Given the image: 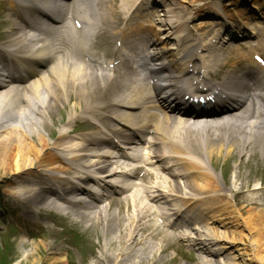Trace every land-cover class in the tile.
<instances>
[{"label":"bare ground","instance_id":"1","mask_svg":"<svg viewBox=\"0 0 264 264\" xmlns=\"http://www.w3.org/2000/svg\"><path fill=\"white\" fill-rule=\"evenodd\" d=\"M5 1L16 18L9 23V38L0 46V180L6 182L1 188L3 196L16 205V210L30 217L69 215L70 208L62 203L63 198L75 199L66 198V194H85L74 186V181H94L92 174L96 173L105 174V179L133 174L134 169L122 172L117 161L97 153L107 143L97 137L99 127L103 125L109 132L121 134L119 137L126 131L119 132L125 128L123 125L131 126L138 135L152 130L151 147L158 149L148 157L147 166L153 160L161 164L156 169L163 174L148 168L145 176L152 183L141 187L143 191L134 190L135 185L115 184L121 188L117 192L124 194L123 199L110 200L107 206L91 205L81 199L76 203L79 210H84L76 216L105 234L98 247L99 255H93V264H156L173 237L166 231H153L155 228L147 223L153 214L154 219L161 217L163 224L174 227L173 230L200 224L193 228L194 235L176 233L177 239L185 241L189 248L188 264H264V189L249 199L240 173H236L230 185L220 187L204 166L206 161L222 155L229 157L235 147L241 155L254 157L255 152L264 153V110L256 107L252 97L248 107H241L242 99L233 94L236 101L227 97L223 111L218 109L215 114L221 113L222 117L201 122L183 111L184 103L178 98V87L184 85L191 67L192 76L198 79L201 75L206 77V71L215 73L240 61L244 66H253V53L264 56V28L260 22L264 21V1L254 0L248 10L240 6L241 0L226 5L214 0L210 9L208 2L189 0L192 13L183 5L186 0H119L117 6L114 0H74L71 17L83 24L79 30L71 24L68 27L67 10L62 9L64 5L58 0ZM230 6L233 8L228 10ZM41 9L50 13L44 15L49 25L38 29L26 24L31 19L38 25L30 12ZM204 9L206 20L199 29L216 23L225 30L221 35L218 29L211 38L215 43L210 42L208 47L200 36L195 39L183 34L188 23L197 15L200 17ZM114 13L124 22L123 28L114 26ZM236 27L237 35L241 33L247 44L246 51L241 47L229 51L233 43L226 42L224 36H230L228 30L235 32ZM143 28L145 31H139ZM102 31L114 41L116 57L110 61L101 60L90 49ZM256 35L257 42L250 44L248 40ZM203 46L206 52H214V58L195 55ZM197 56L202 67H193ZM115 60H121V71L126 69L120 82L102 73ZM141 66H151L160 76L158 89L152 90L143 80ZM258 68L264 69V65ZM112 80L115 81L110 99L87 100L98 87L101 89ZM255 85L261 93L264 91L263 72ZM72 93L78 100L75 109L83 101L81 111L100 126L81 136L82 142L67 139L69 131L60 133L57 143L50 144L43 134H51V127L58 123L54 121V112L66 106ZM261 93L255 91V100ZM74 118V113L69 114V120ZM186 152L191 156L186 157ZM90 156H96V160H90ZM164 161L168 162L163 164ZM179 178L184 180L182 186ZM189 192L202 199L192 202V198L183 197ZM179 201H183L181 207ZM122 202L126 206L124 216L120 210ZM114 203L119 207L116 214L111 213ZM20 204L23 209L17 207ZM176 214L182 219L172 225ZM232 227L256 228V237L262 241L257 240L249 248L243 236L229 230ZM40 249L44 250L48 264L66 262L64 256L52 253L44 242L32 241L24 255L27 264H47ZM249 251L252 257L244 259ZM46 252L52 256H46Z\"/></svg>","mask_w":264,"mask_h":264},{"label":"rangeland","instance_id":"2","mask_svg":"<svg viewBox=\"0 0 264 264\" xmlns=\"http://www.w3.org/2000/svg\"><path fill=\"white\" fill-rule=\"evenodd\" d=\"M228 1L229 0H226L225 3H227ZM235 1L236 0H230L229 3H233ZM251 1L252 0H242L240 6L244 7L247 3L251 5ZM185 2H189V0H186ZM184 4L186 3H183V5ZM6 5L4 3L0 4V43H2V40H6L5 36L9 34L10 29L8 25L6 26L7 17L9 14V11L6 9ZM117 18L119 21L117 22V24H115L116 27L123 26L122 20L119 17ZM196 22L198 23L195 25V27L199 24L198 19L193 23ZM8 38L9 36H7V39ZM97 40H99L98 45L90 46L93 51L97 55H101L104 59H110L114 57V45L112 40L110 39V36L107 34H103L102 36L98 37ZM111 87V83H109V86L105 90L104 87L101 89L100 87H98V90L95 91L93 95L94 97H92L90 101L94 98L98 99L97 97L107 96L108 98V94H110L109 92H111L112 90ZM77 102L78 100L75 99V94L72 93L69 96V101L67 102L66 106L54 112V121L58 120V123H55L54 127H51V134L42 133L48 143L51 144L55 141L57 142L58 132L56 133V130L58 128L63 127L64 130L67 131L75 126L74 122L68 121V116L69 114H71V112L79 114L78 107L76 110H74L75 104ZM79 103L80 107L83 108L84 102L79 101ZM74 131L76 134H73L70 137H78L80 135H83L82 130L79 129L78 126L75 127ZM261 155L262 153L255 154L254 157H252L251 154L241 155L239 149L235 147L230 153L229 157H226L225 155L218 157L217 159H215L216 162H213V166L215 168V171L213 170V172L217 184L220 187L223 184L224 186L230 185V182L234 180L237 172L240 173V181L244 184H247L246 189H248L249 191L250 188L259 180L260 175H262L261 181L264 182V173H261L262 170H264V162H260L262 158ZM241 156L242 159L240 161L239 157ZM3 185H6V182L4 183V181L0 180V264H27L24 255L26 250L30 248V243L33 240L44 242L47 248L50 249L52 253L57 252L58 254H61L63 256L69 248H72V245L80 242H74V234L79 235L80 238L85 239V237L87 238L88 236L90 238L88 244H85V246H87L88 248L87 251L81 252L78 249L72 251L74 254L72 255V264L94 263L95 260L93 258V255H90V252H92L94 255H99L100 250L98 247L101 242L103 243V236H105L102 231H100V239L98 240L97 238H95L92 230L86 229L85 225L82 224L80 219L72 215L71 212L68 217L55 216L53 213L46 214L45 216L41 217L27 216L22 212V210H16V205H13L11 201L3 197V194L1 193V188ZM251 194L253 193L251 192L250 195ZM17 207L23 209L21 204ZM113 211H116L115 206L113 207ZM37 223L45 225V228L37 230ZM36 230L38 231V233ZM229 230L231 232L239 234L240 236H243L246 239V244L250 246L249 248H252L257 240H260V242L262 241L261 238L259 239L256 237L257 233L259 232H257L256 228L250 230V228L244 229L242 227H232ZM107 235L109 236V234ZM24 237H26V240L24 239ZM23 239L25 240V242L23 241ZM181 243L184 242L180 241V243H176V246L175 244L173 246L168 245L166 254H162L157 264H171L169 260L174 258V264H187L188 261L185 260V256H187L189 250L186 249ZM46 253V256H52V253ZM40 255L42 256L44 261L45 252L43 249H40ZM247 255L248 256H244V259H250L253 254L251 251H249L247 252ZM46 263L48 262L46 261Z\"/></svg>","mask_w":264,"mask_h":264}]
</instances>
